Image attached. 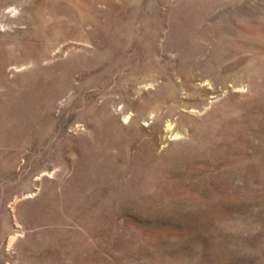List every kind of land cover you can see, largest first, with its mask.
<instances>
[{
  "label": "rangeland",
  "instance_id": "1",
  "mask_svg": "<svg viewBox=\"0 0 264 264\" xmlns=\"http://www.w3.org/2000/svg\"><path fill=\"white\" fill-rule=\"evenodd\" d=\"M0 264H264V0H0Z\"/></svg>",
  "mask_w": 264,
  "mask_h": 264
}]
</instances>
